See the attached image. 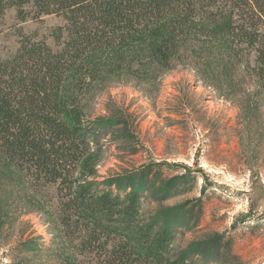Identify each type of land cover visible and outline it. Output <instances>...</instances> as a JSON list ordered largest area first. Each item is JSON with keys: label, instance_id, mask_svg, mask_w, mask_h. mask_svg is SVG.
<instances>
[{"label": "trees", "instance_id": "trees-1", "mask_svg": "<svg viewBox=\"0 0 264 264\" xmlns=\"http://www.w3.org/2000/svg\"><path fill=\"white\" fill-rule=\"evenodd\" d=\"M10 9L23 23L64 24L55 50L21 35L16 54L0 58V264H185L171 255L169 225H138L161 165L99 182L94 158L116 123L87 119L81 96L105 68L92 63L99 57L130 72L145 54L159 71L196 67L239 109L252 171L249 161L264 158V0H0V16ZM182 172L169 189L192 180ZM29 215L48 242L26 237Z\"/></svg>", "mask_w": 264, "mask_h": 264}, {"label": "rangeland", "instance_id": "rangeland-1", "mask_svg": "<svg viewBox=\"0 0 264 264\" xmlns=\"http://www.w3.org/2000/svg\"><path fill=\"white\" fill-rule=\"evenodd\" d=\"M63 24L56 16L23 23L15 9L6 11L0 16V58L16 54L21 35L55 50L52 33ZM221 42L227 55L230 44ZM146 56L131 72L110 66L109 56L92 62L105 68L81 96L83 114L116 123L94 158L98 181L159 164L142 198L140 227L169 225L171 255L184 256L185 264H264V158L250 160L248 170L238 138L239 109L196 67L177 64L163 72ZM185 167L192 180L169 189ZM22 222L29 225L26 237L49 241L38 215Z\"/></svg>", "mask_w": 264, "mask_h": 264}]
</instances>
